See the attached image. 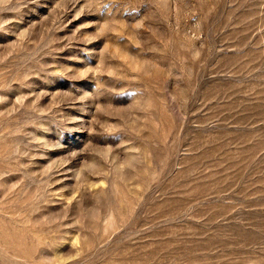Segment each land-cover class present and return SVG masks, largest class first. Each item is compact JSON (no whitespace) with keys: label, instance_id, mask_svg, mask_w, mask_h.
I'll return each mask as SVG.
<instances>
[{"label":"rangeland","instance_id":"1","mask_svg":"<svg viewBox=\"0 0 264 264\" xmlns=\"http://www.w3.org/2000/svg\"><path fill=\"white\" fill-rule=\"evenodd\" d=\"M0 264H264V0H0Z\"/></svg>","mask_w":264,"mask_h":264}]
</instances>
